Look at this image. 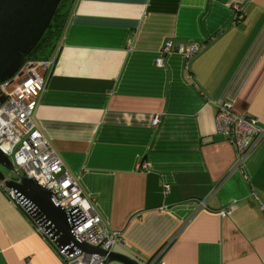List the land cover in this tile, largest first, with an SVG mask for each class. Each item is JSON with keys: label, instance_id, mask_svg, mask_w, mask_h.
Masks as SVG:
<instances>
[{"label": "crops", "instance_id": "0c3cea01", "mask_svg": "<svg viewBox=\"0 0 264 264\" xmlns=\"http://www.w3.org/2000/svg\"><path fill=\"white\" fill-rule=\"evenodd\" d=\"M70 7L32 121L117 233L111 251L138 264H264V142L236 165L215 131L224 100L264 126V0ZM167 40L201 47L158 66ZM8 190L0 181V264H66Z\"/></svg>", "mask_w": 264, "mask_h": 264}, {"label": "built area", "instance_id": "2783aa9c", "mask_svg": "<svg viewBox=\"0 0 264 264\" xmlns=\"http://www.w3.org/2000/svg\"><path fill=\"white\" fill-rule=\"evenodd\" d=\"M236 14H239L236 19L242 18L241 13ZM200 47L199 44L174 46L171 40H167L156 56L155 64L162 65L163 54L171 51L189 59ZM52 64L51 58L25 59L10 79L0 83V91L4 96V101L0 104V150L9 157L19 175L35 180L51 192L57 205L65 213L75 240L109 252L118 238L117 233L108 230L92 205L93 199L83 193L56 151L32 121L43 90L44 73ZM215 117V131L232 146L236 165L242 163L255 145L264 142V126L252 116L234 112L230 100L218 104ZM157 122V118L152 120L154 125ZM138 167L146 170L145 162ZM168 190V184L164 183L163 194ZM8 193L18 201L14 191L9 189ZM203 205L204 201H200L199 206ZM261 209L264 211V201ZM227 213L228 210L220 211L221 216H226ZM58 249L66 264L107 263L104 256L87 254L75 246H72L71 251L69 246ZM158 263L163 264L162 261Z\"/></svg>", "mask_w": 264, "mask_h": 264}, {"label": "water", "instance_id": "95a60500", "mask_svg": "<svg viewBox=\"0 0 264 264\" xmlns=\"http://www.w3.org/2000/svg\"><path fill=\"white\" fill-rule=\"evenodd\" d=\"M60 0H0V83L10 79L26 57L50 28L51 19ZM4 96L0 91V104ZM0 166L15 172L6 177L0 168V181L13 190L29 217L37 223L46 237L57 247H77L87 254L104 256L106 262L118 260L124 264L136 261L112 251L80 243L73 237L65 213L57 205L49 190L35 180L19 175L6 155L0 150ZM72 244V246L70 245Z\"/></svg>", "mask_w": 264, "mask_h": 264}, {"label": "trees", "instance_id": "16d2710c", "mask_svg": "<svg viewBox=\"0 0 264 264\" xmlns=\"http://www.w3.org/2000/svg\"><path fill=\"white\" fill-rule=\"evenodd\" d=\"M72 2L73 0H60L51 19L50 28L44 32L26 59L42 60L51 58L63 36Z\"/></svg>", "mask_w": 264, "mask_h": 264}, {"label": "rangeland", "instance_id": "374dc122", "mask_svg": "<svg viewBox=\"0 0 264 264\" xmlns=\"http://www.w3.org/2000/svg\"><path fill=\"white\" fill-rule=\"evenodd\" d=\"M0 168H1L2 172L5 174L6 177H10V176L14 177L15 176V172L8 171V170L4 169L1 166H0Z\"/></svg>", "mask_w": 264, "mask_h": 264}]
</instances>
